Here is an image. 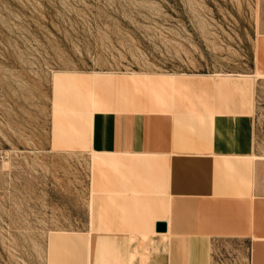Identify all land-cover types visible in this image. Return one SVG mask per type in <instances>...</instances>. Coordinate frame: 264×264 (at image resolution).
Instances as JSON below:
<instances>
[{
    "label": "rangeland",
    "instance_id": "374dc122",
    "mask_svg": "<svg viewBox=\"0 0 264 264\" xmlns=\"http://www.w3.org/2000/svg\"><path fill=\"white\" fill-rule=\"evenodd\" d=\"M163 78L247 83L252 154L264 158V0H0V264H49L54 240L82 234L92 264L98 235L114 231L132 237L107 244L112 260L125 247L156 264L148 223L166 201L162 167L124 154L114 170L94 155L108 154L114 114L124 137L132 114L161 125L192 100ZM261 240L214 241L210 264H264Z\"/></svg>",
    "mask_w": 264,
    "mask_h": 264
},
{
    "label": "crops",
    "instance_id": "0c3cea01",
    "mask_svg": "<svg viewBox=\"0 0 264 264\" xmlns=\"http://www.w3.org/2000/svg\"><path fill=\"white\" fill-rule=\"evenodd\" d=\"M129 81L135 88L145 87V79ZM197 81L201 83L195 87L163 78L159 83L162 90L178 93L192 88V100L174 103L161 125L150 115L132 114L126 118L124 137L114 114L113 137L102 150L108 154L94 155L97 165L114 170L122 163L117 156L124 154L145 156L147 168L152 162L162 167L166 201L148 223L156 264H210L212 243L218 240L249 242L256 249L263 245L264 158L255 159L252 154L247 83ZM99 103L93 95L91 106L96 108ZM152 123L159 124L160 130L151 134ZM157 222L165 224L163 233L154 231ZM128 237L132 236L117 231L99 234V248L102 238L105 242L104 256L99 255L92 264H139L128 260L127 254L136 252L125 247L119 259L110 258L115 251L107 249V244L120 239L124 246ZM53 243L55 252L49 264L91 263V234L59 237Z\"/></svg>",
    "mask_w": 264,
    "mask_h": 264
},
{
    "label": "water",
    "instance_id": "95a60500",
    "mask_svg": "<svg viewBox=\"0 0 264 264\" xmlns=\"http://www.w3.org/2000/svg\"><path fill=\"white\" fill-rule=\"evenodd\" d=\"M154 231L156 233H163L165 231V224L162 222H157L154 225Z\"/></svg>",
    "mask_w": 264,
    "mask_h": 264
}]
</instances>
